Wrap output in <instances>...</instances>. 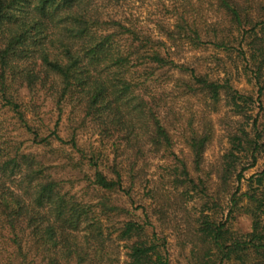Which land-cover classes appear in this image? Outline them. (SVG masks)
<instances>
[{
    "label": "trees",
    "instance_id": "trees-1",
    "mask_svg": "<svg viewBox=\"0 0 264 264\" xmlns=\"http://www.w3.org/2000/svg\"><path fill=\"white\" fill-rule=\"evenodd\" d=\"M151 1L143 16L136 0H0V264H120L121 247L175 264L165 225L182 226L188 264H264V168L241 191L264 151V0ZM242 214L247 232L230 224Z\"/></svg>",
    "mask_w": 264,
    "mask_h": 264
},
{
    "label": "rangeland",
    "instance_id": "rangeland-1",
    "mask_svg": "<svg viewBox=\"0 0 264 264\" xmlns=\"http://www.w3.org/2000/svg\"><path fill=\"white\" fill-rule=\"evenodd\" d=\"M132 5H134V7L136 9L138 8L137 9L138 12H141L143 14V16H146L148 11L150 9H152L151 5H154V2L151 0H136V2H133ZM146 19H148V16ZM146 22H147V20H146ZM210 53H211V49H204L201 51H195L190 47H186L184 49H181V51H180V54H182L181 59L188 60L191 62L204 60V57H206V55H209ZM234 59H235V57H234ZM252 75L253 74L251 73V85H249L246 82V76H245L243 70H240L239 72H235V77L236 78L240 77L238 82H236V83L238 84V87L240 89H243V87L245 90H248V91H249V89H251V94L257 98V86L254 87L255 79L252 77ZM259 105H260V102H256L254 110H253V115H256L260 111L261 112L260 120H264V106L262 107V110H261ZM51 113H49V114L51 115ZM223 116H225L226 118H230V116L234 117L231 114V112H229L227 107H221L220 111L214 115L215 122H216V135H215L213 142L209 145V147L206 151L205 165L207 167L209 164L215 165V166H217L216 169L218 168V166L224 164V154L227 152V150L230 146L228 143L227 133L225 132V124L222 120ZM235 118L240 119L241 116H236ZM82 136L84 137V139L81 138V142L86 144V145L90 144V142L86 139L92 137L93 142L97 139V136H95V134H93L91 130L86 131ZM97 144L99 145V140H98ZM108 152H109V150L106 149V153H108ZM263 168H264V151H261L258 154V159H257L256 164L245 171V177L243 178V181H242V190L241 191H245L249 188L251 176L259 173ZM232 179L229 178L230 181ZM237 184L238 183L235 182L234 187L231 188L230 192L235 190ZM251 184H252V180H251ZM227 187H228V185H226L221 179H216V181L212 185V190L214 192H218L219 197L221 199V204L225 207V213H224L223 219H225L227 217L228 208L230 207V203H228L230 193H227V191L225 190V188H227ZM78 188L81 189L82 187L79 186V187H77V189ZM138 189L140 190V193H139V195H137V199L142 203L141 199L143 197H145L143 195L144 189L140 186L138 187ZM241 191L239 193H241ZM143 199H144L143 201H146V198H143ZM193 205L196 206V210L192 208ZM137 206L138 205H136V207ZM199 207L200 206L197 203H194V204L191 203L190 204V209L193 212L197 211L199 213ZM148 212L152 215V219L156 220V216L153 214L151 208L149 209ZM139 213H142L141 210H139ZM218 215H219V217H222L223 214L220 213ZM230 224L234 229H236L239 232L240 231H246L247 232L251 229L252 220L250 219V217L247 214H242V215H238V217H235V219H232ZM163 227L164 228L161 229L162 227L159 226V231L161 232L163 230L164 234L169 239L170 251H171L172 259H173L174 263L175 264H188L186 259H185V255H187L189 253L190 247L183 246L184 244H187V243L184 242L185 236L182 235V231H181L182 226L180 225L177 228L175 226L168 227L165 225ZM150 229H151V227H150ZM179 235H182L183 238L180 239ZM121 251H122V255H121L120 264H128L127 256L125 254V249L123 247H121Z\"/></svg>",
    "mask_w": 264,
    "mask_h": 264
}]
</instances>
